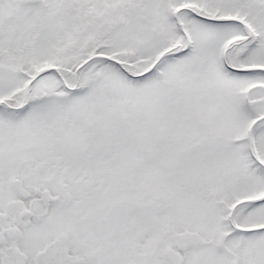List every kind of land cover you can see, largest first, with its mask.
<instances>
[{
	"label": "snow or ice",
	"instance_id": "obj_1",
	"mask_svg": "<svg viewBox=\"0 0 264 264\" xmlns=\"http://www.w3.org/2000/svg\"><path fill=\"white\" fill-rule=\"evenodd\" d=\"M0 264H264V0H0Z\"/></svg>",
	"mask_w": 264,
	"mask_h": 264
}]
</instances>
